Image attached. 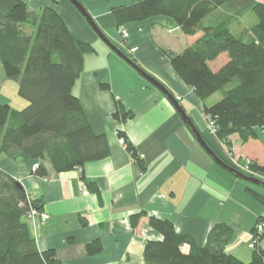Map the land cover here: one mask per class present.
<instances>
[{
    "label": "crops",
    "instance_id": "crops-1",
    "mask_svg": "<svg viewBox=\"0 0 264 264\" xmlns=\"http://www.w3.org/2000/svg\"><path fill=\"white\" fill-rule=\"evenodd\" d=\"M23 1L31 12L53 7L76 38L94 47L95 53L84 56L82 73L72 92L94 133L104 135L109 148L107 157L67 173H57L48 157L12 159L0 153V170L19 182L27 196L38 201L41 211L49 216L45 223L27 215L23 218L38 250H54L61 264H144L146 242L161 240L149 226L153 217L170 221L176 233L190 237L197 245L205 244L214 225L225 224L231 230L226 252L248 262L253 229L263 208L245 188L250 187L263 197L264 189L216 165L170 101L111 52L68 0ZM79 1L115 45L174 97H180V106L218 156L230 162L233 158L248 159L264 167L262 133L256 129L258 139L246 143L237 136L230 137L228 152L206 129L202 103L193 89L170 66L164 51L181 53L201 33L186 36L172 19L156 16L122 26L128 33L123 39L111 11L139 0ZM12 5L0 0V16L9 12ZM131 47L137 50L128 53ZM225 63L226 58L219 56L209 67L215 72ZM102 84L108 88L102 89ZM116 101L132 115L125 122L112 118ZM0 104L17 111L27 106L17 95V84L6 78L1 61ZM118 132L124 134L134 156L119 142ZM36 164L44 171L43 177L35 173ZM252 172V176L264 181V171ZM81 176L97 187L98 195L87 189ZM139 213L143 216L132 227L130 217ZM93 241L100 243L101 251L88 256L85 246ZM257 247L264 250V233Z\"/></svg>",
    "mask_w": 264,
    "mask_h": 264
},
{
    "label": "trees",
    "instance_id": "trees-1",
    "mask_svg": "<svg viewBox=\"0 0 264 264\" xmlns=\"http://www.w3.org/2000/svg\"><path fill=\"white\" fill-rule=\"evenodd\" d=\"M6 1L13 5L0 16V61L6 78L17 84V95L27 106L17 111L0 104V153L12 159L48 157L57 173L80 170L87 162L107 157L106 137L94 133L72 92L82 73L84 56L95 53L94 47L76 38L53 7L31 12L23 0ZM248 11L255 15L256 24L233 31ZM111 12L120 30L127 23L163 16L172 19L186 36L201 33L181 53L164 51L172 70L193 89L202 103L204 118L213 121L215 137L228 152L232 136L242 143L257 140L256 129L264 136L263 1L139 0ZM25 27L29 29L25 31ZM219 56H224L226 63L213 72L209 63ZM101 88L106 90L108 86L102 84ZM218 92L220 100L207 106L206 102ZM131 117L116 101L112 118L125 122ZM118 136L126 139L122 132ZM126 146L134 156L131 145L126 142ZM219 157L233 167L229 160ZM251 170L264 171V167L254 163ZM35 173L44 176L39 165ZM80 179L98 195L94 184L83 176ZM245 191L262 206L257 223L264 224V197L250 187ZM31 208L41 211L38 201L30 199L19 182L0 170V264H61L54 250H38L23 221ZM142 216L132 215L131 226L135 227ZM149 226L161 240L146 242L144 264H264V250L257 247L258 243L248 262L226 252L231 230L225 224L214 225L204 245L176 233L168 220L152 217ZM263 233L256 235L258 242ZM85 251L88 256L97 255L101 245L90 242Z\"/></svg>",
    "mask_w": 264,
    "mask_h": 264
},
{
    "label": "water",
    "instance_id": "water-1",
    "mask_svg": "<svg viewBox=\"0 0 264 264\" xmlns=\"http://www.w3.org/2000/svg\"><path fill=\"white\" fill-rule=\"evenodd\" d=\"M83 16L98 38L113 52L117 57H119L122 61H124L127 65H129L136 73H138L141 77H143L146 81L156 87L173 105L180 118L184 122V124L189 128L192 136L199 144V146L204 150V152L212 159V161L218 165L223 170L227 171L234 177L252 184L254 186H260L264 189V181L257 179L255 177H251L247 174H244L234 167L228 165L224 162L213 150V148L208 144V142L204 139L200 131L197 129L195 124L192 122L187 112L180 106L179 102L172 95V93L155 77L148 74L142 68H140L136 63L132 61L121 49H119L98 27V25L94 22L92 17L85 10L83 5L79 2V0H68Z\"/></svg>",
    "mask_w": 264,
    "mask_h": 264
},
{
    "label": "built area",
    "instance_id": "built-area-1",
    "mask_svg": "<svg viewBox=\"0 0 264 264\" xmlns=\"http://www.w3.org/2000/svg\"><path fill=\"white\" fill-rule=\"evenodd\" d=\"M120 32H121V36L123 39H126L128 37V33L124 29H121ZM123 45L125 46V44H123ZM136 50H137L136 47L128 49L129 53H134ZM176 100L179 101L180 97H176ZM204 120H205V124H206V129L208 130V132L211 135L215 136L214 129H213V121H211L210 119H206V118ZM119 142L122 145L126 146V142H127L126 139L119 137ZM142 157L143 156H141V158ZM231 163H232L233 167L240 172H243V173L248 174L250 176L253 173L251 170L252 163L248 159L244 160V161H240L237 158H233L231 160ZM37 167H38V164L35 165L34 169H36ZM27 216L37 218L41 223H45L49 218L48 214H46L42 211H38L37 209H34V208L30 209ZM254 230H255L254 231L255 236H253L252 243L249 245L250 248H253L254 245H256L258 243V241H257L258 237L256 235H261L264 232V224L261 222L256 223V225L254 226Z\"/></svg>",
    "mask_w": 264,
    "mask_h": 264
},
{
    "label": "rangeland",
    "instance_id": "rangeland-1",
    "mask_svg": "<svg viewBox=\"0 0 264 264\" xmlns=\"http://www.w3.org/2000/svg\"><path fill=\"white\" fill-rule=\"evenodd\" d=\"M260 1H263L264 0H260ZM257 22V19L255 17V15L251 12V11H248L246 13V16L245 18H242L240 23L237 25V26H234L233 27V31L235 32H238L241 28L243 27H251L252 25L256 24ZM29 27H25L24 30H28ZM31 29V28H30ZM100 40V39H99ZM101 41V40H100ZM102 42V41H101ZM103 43V42H102ZM104 44V43H103ZM105 45V44H104ZM117 46V45H116ZM119 49H121L123 51V49L120 47V46H117ZM131 48H134V47H131ZM129 52V51H128ZM218 60L221 61V58H219ZM178 97V96H177ZM176 98V97H175ZM221 98V94L218 92L216 93L215 95H213L207 102H206V105L207 106H211L212 104L216 103L218 100H220ZM243 173V172H242ZM245 174V173H244ZM248 175V174H247ZM250 176V175H249ZM251 177H254L251 175ZM256 178V177H255ZM258 179V178H257Z\"/></svg>",
    "mask_w": 264,
    "mask_h": 264
}]
</instances>
